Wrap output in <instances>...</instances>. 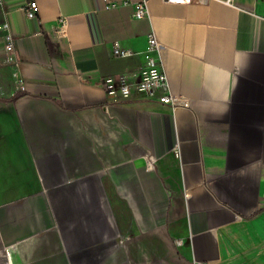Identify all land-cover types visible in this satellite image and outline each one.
Wrapping results in <instances>:
<instances>
[{
	"label": "crops",
	"instance_id": "crops-1",
	"mask_svg": "<svg viewBox=\"0 0 264 264\" xmlns=\"http://www.w3.org/2000/svg\"><path fill=\"white\" fill-rule=\"evenodd\" d=\"M26 1L0 3V264H264V1ZM150 33L173 102L107 96Z\"/></svg>",
	"mask_w": 264,
	"mask_h": 264
},
{
	"label": "built area",
	"instance_id": "built-area-1",
	"mask_svg": "<svg viewBox=\"0 0 264 264\" xmlns=\"http://www.w3.org/2000/svg\"><path fill=\"white\" fill-rule=\"evenodd\" d=\"M174 3H189L191 0H164ZM228 2L229 0H221ZM264 1V0H263ZM1 3V0H0ZM125 4L126 1H122ZM117 3L111 2L108 6H115ZM26 17H37L36 0H28L22 7ZM147 13L146 0H140L134 3L133 15L136 17L143 16ZM59 28L65 25L63 17L58 18ZM1 38L3 49L6 56L13 50V37L9 31L8 22L3 20L0 22ZM161 45L153 33L147 37V52L144 54L142 64L136 72L119 73L115 75H105L101 78L100 83L107 96L111 98H126L134 90L145 96H154L159 102L172 103L173 97L169 89V84L165 71L162 68L160 61ZM111 51L114 55L125 56L130 55L132 50L120 45L118 40L111 42ZM17 82L21 84V79L17 78ZM148 167H152V162L149 161ZM179 244L180 241L176 240ZM203 264V262H197Z\"/></svg>",
	"mask_w": 264,
	"mask_h": 264
}]
</instances>
